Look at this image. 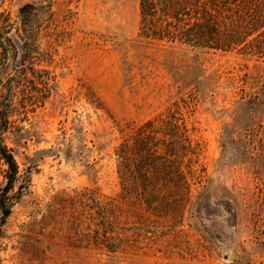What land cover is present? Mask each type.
<instances>
[{
    "label": "rangeland",
    "instance_id": "1",
    "mask_svg": "<svg viewBox=\"0 0 264 264\" xmlns=\"http://www.w3.org/2000/svg\"><path fill=\"white\" fill-rule=\"evenodd\" d=\"M138 1L0 0L17 166L0 264H264V30L227 49L148 40ZM148 120L189 144L181 214L120 197L115 150ZM7 174L0 159V193Z\"/></svg>",
    "mask_w": 264,
    "mask_h": 264
},
{
    "label": "trees",
    "instance_id": "2",
    "mask_svg": "<svg viewBox=\"0 0 264 264\" xmlns=\"http://www.w3.org/2000/svg\"><path fill=\"white\" fill-rule=\"evenodd\" d=\"M138 9V34L148 40L227 49L244 42L249 33L264 30V0H139ZM237 29L243 30L240 38L232 36ZM220 30L228 33L224 42L220 41ZM0 47L6 56L8 45L1 36ZM167 131L159 138L154 120H148L115 150L120 197L156 216L181 214L187 201L190 168L184 167L186 159L192 161L186 156L189 144L178 126L169 124ZM0 159L8 172L0 193L1 225L9 215L5 196L13 189L17 175L16 163L1 134Z\"/></svg>",
    "mask_w": 264,
    "mask_h": 264
}]
</instances>
